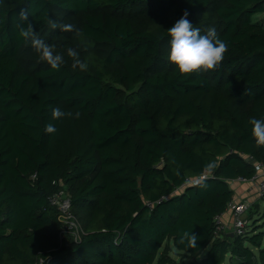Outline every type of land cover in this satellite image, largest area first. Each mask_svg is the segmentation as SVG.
<instances>
[{
    "label": "trees",
    "instance_id": "trees-1",
    "mask_svg": "<svg viewBox=\"0 0 264 264\" xmlns=\"http://www.w3.org/2000/svg\"><path fill=\"white\" fill-rule=\"evenodd\" d=\"M21 8L63 54L59 71L19 36ZM185 11L202 35L215 27L227 42L215 71L181 75L169 63L167 29ZM48 18L82 35L52 29ZM68 48L86 71L72 68ZM55 107L80 117L53 120ZM253 117H264V0H5L0 264H184L174 249L190 264H264V231L250 215L258 203L244 235H216V217L236 200L231 184L264 163ZM49 123L56 133L44 131ZM61 191L80 242L62 238L66 223L51 203ZM185 231L199 237L196 248L179 243Z\"/></svg>",
    "mask_w": 264,
    "mask_h": 264
},
{
    "label": "clouds",
    "instance_id": "clouds-1",
    "mask_svg": "<svg viewBox=\"0 0 264 264\" xmlns=\"http://www.w3.org/2000/svg\"><path fill=\"white\" fill-rule=\"evenodd\" d=\"M5 0H0V6H3ZM30 12L27 8H21L18 13L20 21L27 22L26 26H20L19 36L23 38L26 44L38 54L41 61L46 62L53 70L59 71L64 64L63 54L56 51L54 45L47 44L40 39L34 31L33 24L29 22ZM188 12L185 11L183 16L177 20L173 26L167 29L170 39V50L168 53L169 63L175 65L176 70L181 75L202 74L209 70L215 71L224 61L228 51V44L222 40L215 27L207 30L206 34H201L199 28H195L187 19ZM47 23L52 29H59L61 32H74L77 37L82 35V30L76 28L72 23H56L50 18ZM67 55L72 58V68H79L86 71L88 65L79 57V53L73 49H67ZM250 90H246L245 95H249ZM51 117L53 120H62L64 118L80 117L77 111L73 114L71 111H64L59 107L52 109ZM248 123L251 125V136L255 140L257 147H264V117L250 118ZM46 133H56L58 129L51 123L45 126ZM209 169L213 165L207 166ZM197 237L194 233L185 231L179 237V243L186 245L188 248H196Z\"/></svg>",
    "mask_w": 264,
    "mask_h": 264
},
{
    "label": "built area",
    "instance_id": "built-area-1",
    "mask_svg": "<svg viewBox=\"0 0 264 264\" xmlns=\"http://www.w3.org/2000/svg\"><path fill=\"white\" fill-rule=\"evenodd\" d=\"M255 170L256 174L251 180L248 181L246 179L239 178L236 181L241 184L251 183L253 185H256L258 188L259 197L261 199H264V163L255 164ZM209 177L210 175L206 173L195 179H187L182 188L185 186H196ZM51 203L58 208L60 212L59 219L66 223L65 229L61 233L62 238H65V236H70L75 242H80L82 240L84 231L82 230L78 220H76L72 209L71 199L64 191H61L52 197ZM251 205L252 204L247 201L234 200L230 202L227 207V212L230 213L233 217L232 229L224 223L223 216H218L216 217V235L224 233L228 230H232L235 235H244L249 225L248 218H246V216L248 211L250 210ZM50 261V257H40L36 264H50Z\"/></svg>",
    "mask_w": 264,
    "mask_h": 264
},
{
    "label": "rangeland",
    "instance_id": "rangeland-1",
    "mask_svg": "<svg viewBox=\"0 0 264 264\" xmlns=\"http://www.w3.org/2000/svg\"><path fill=\"white\" fill-rule=\"evenodd\" d=\"M259 18H261V16H259ZM263 20V19H262ZM251 184V183H249ZM247 183H244L243 185H249ZM242 184L239 183H232L231 186L233 187V189L235 190V197L238 195V188L243 186ZM253 185V184H251ZM263 200V199H262ZM262 200H256L255 203H258L257 205H254V208L252 209V214L250 213V215L254 216V219L257 220V225L260 226L262 228V231H264V201ZM259 212V213H258ZM258 213V214H257ZM247 218V216H246ZM251 228V227H250ZM208 250H206L203 254L201 258H204L207 254ZM171 257L176 260V262H181V260H184V264H190L191 260L185 258L183 259V256L179 254V252L177 250H172L171 251ZM225 264H228L227 262Z\"/></svg>",
    "mask_w": 264,
    "mask_h": 264
},
{
    "label": "crops",
    "instance_id": "crops-1",
    "mask_svg": "<svg viewBox=\"0 0 264 264\" xmlns=\"http://www.w3.org/2000/svg\"><path fill=\"white\" fill-rule=\"evenodd\" d=\"M237 192L238 195L235 197L236 201H247L250 204H254L256 200H261V198H259V192L256 185H243L242 187L238 188ZM223 221L228 227L232 229L233 217L230 213L226 212L223 215Z\"/></svg>",
    "mask_w": 264,
    "mask_h": 264
},
{
    "label": "water",
    "instance_id": "water-1",
    "mask_svg": "<svg viewBox=\"0 0 264 264\" xmlns=\"http://www.w3.org/2000/svg\"><path fill=\"white\" fill-rule=\"evenodd\" d=\"M232 236H234V234H232Z\"/></svg>",
    "mask_w": 264,
    "mask_h": 264
}]
</instances>
